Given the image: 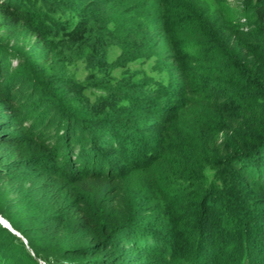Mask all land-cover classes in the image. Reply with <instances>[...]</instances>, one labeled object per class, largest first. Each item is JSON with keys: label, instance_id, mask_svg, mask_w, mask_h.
<instances>
[{"label": "trees", "instance_id": "1", "mask_svg": "<svg viewBox=\"0 0 264 264\" xmlns=\"http://www.w3.org/2000/svg\"><path fill=\"white\" fill-rule=\"evenodd\" d=\"M248 193L264 0H0V264H264Z\"/></svg>", "mask_w": 264, "mask_h": 264}, {"label": "rangeland", "instance_id": "2", "mask_svg": "<svg viewBox=\"0 0 264 264\" xmlns=\"http://www.w3.org/2000/svg\"><path fill=\"white\" fill-rule=\"evenodd\" d=\"M149 68V67H148ZM151 74H153V72L151 73ZM83 75V68L81 67V71H80V73H79V76H82ZM153 76H155V74H153ZM83 77V76H82ZM248 196L251 198V199H253L252 201L254 202L253 204H256L257 205V203H258V205L259 206H256L257 208L259 207H264V196H260V195H257V194H255V193H248ZM188 202H191V200L189 199L188 200ZM184 204V206L185 207H188L186 204H185V202L183 203ZM216 207V206H215ZM210 210H213L214 212H216L217 210H216V208H212V209H210ZM187 214H189L190 212H186ZM219 215L217 218L215 217L216 215ZM217 214H210V216H209V218H208V222L209 223H211V225H213V228L211 229V230H213V229H215V230H217L218 232H219V230H222V224L221 223H219V220H220V218H223L222 217V214H219V212L217 213ZM190 215H192V214H190ZM215 217V218H214ZM261 217V220L263 221H260L261 223H259L260 224V226L262 227V229L264 230V214L262 215V216H260ZM195 220V219H194ZM218 223V224H217ZM214 224H216V225H214ZM226 234V233H225ZM225 234H221V235H225ZM264 236V234H261V236ZM257 236V235H256ZM258 237V236H257ZM260 238V237H259ZM253 239L255 240L256 239V237L254 238L253 237ZM261 240H260V244H258V245H260V246H257V248H253V250H252V252L251 253H253V256H252V258L253 259H255V260H260V258L263 256L264 257V237H262V238H260ZM222 241H224V237L222 236V238H221V242ZM263 241V242H262ZM255 242V241H254ZM213 243H218V239H217V241H213ZM224 244H225V242H223ZM227 244V243H226ZM208 254L211 256V258H209V261L210 262H212V263H215V262H217L215 259H214V254H213V249H209V251H208ZM234 255V254H233ZM217 260H219L218 258H216ZM242 259H243V257H242ZM242 259H240V261L238 262V264L240 263H242ZM263 260V259H262ZM40 264H43L42 262H40ZM243 264V263H242Z\"/></svg>", "mask_w": 264, "mask_h": 264}, {"label": "water", "instance_id": "3", "mask_svg": "<svg viewBox=\"0 0 264 264\" xmlns=\"http://www.w3.org/2000/svg\"><path fill=\"white\" fill-rule=\"evenodd\" d=\"M0 221L5 228L11 230L14 234H17L6 220L0 217Z\"/></svg>", "mask_w": 264, "mask_h": 264}]
</instances>
